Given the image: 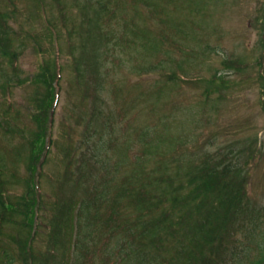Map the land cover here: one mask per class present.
I'll return each instance as SVG.
<instances>
[{"label":"rangeland","instance_id":"1","mask_svg":"<svg viewBox=\"0 0 264 264\" xmlns=\"http://www.w3.org/2000/svg\"><path fill=\"white\" fill-rule=\"evenodd\" d=\"M150 1L0 0V157L13 202L32 174L34 115L56 73L60 79L38 186L46 203L39 219L62 221L58 259L68 254L72 206L91 193L103 163L123 159L119 176L129 173L144 127L182 142L163 149L168 158L182 150L186 170L236 161L247 188L241 220H252L248 210L264 228V0ZM148 157L153 167L159 151ZM16 219L0 237V264L7 250L26 264L13 240L26 235ZM235 228L218 233L233 244L245 234ZM48 229L35 242L46 256Z\"/></svg>","mask_w":264,"mask_h":264},{"label":"trees","instance_id":"2","mask_svg":"<svg viewBox=\"0 0 264 264\" xmlns=\"http://www.w3.org/2000/svg\"><path fill=\"white\" fill-rule=\"evenodd\" d=\"M141 1L146 6L152 2ZM5 35L3 32L4 41ZM159 47L150 46L154 50ZM45 68L49 73L50 67ZM58 76L56 73L53 77L34 115L38 126L27 161L32 174L25 178L26 191L15 202L10 199L3 177L4 159L0 157V237L5 225L12 223L11 215H17L16 221L26 235L13 236V240L19 243L23 263L73 264L77 260L78 264H264V228L260 230L259 221L252 225L256 218L248 216V210L246 216L252 220H241L247 188L245 175L237 181L239 164L230 160L207 166L202 160L186 170L182 150L168 158L169 150L163 149L166 143L176 140L182 146V142L174 136H163L166 133L158 135L157 128L152 127H144L138 133L143 148L129 173L119 176L123 159L103 163L102 177L94 180L91 193L72 206L64 226L68 232V254L58 259L57 246L62 240L56 227L62 221L51 218L49 223H43L39 219L45 200L38 187L40 165L52 144V115L61 90ZM151 148L159 151L160 157L153 167H148L144 160L149 158ZM213 197L216 203L210 200ZM237 223L240 233L242 230L245 234L242 240L239 237L230 244L218 231L222 227L233 231ZM45 227H49L46 249L51 251L50 256L35 250L37 235ZM256 244L257 250L253 251L252 245ZM94 247L99 251H94ZM77 252L82 254L79 259L74 257ZM1 254L2 264L15 263L8 250Z\"/></svg>","mask_w":264,"mask_h":264}]
</instances>
